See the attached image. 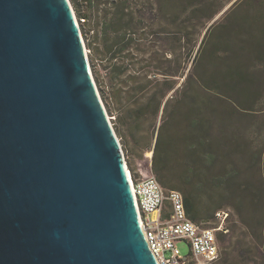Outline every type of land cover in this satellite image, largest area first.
I'll return each mask as SVG.
<instances>
[{
    "label": "water",
    "instance_id": "water-1",
    "mask_svg": "<svg viewBox=\"0 0 264 264\" xmlns=\"http://www.w3.org/2000/svg\"><path fill=\"white\" fill-rule=\"evenodd\" d=\"M70 0H0V264H157Z\"/></svg>",
    "mask_w": 264,
    "mask_h": 264
},
{
    "label": "rangeland",
    "instance_id": "rangeland-1",
    "mask_svg": "<svg viewBox=\"0 0 264 264\" xmlns=\"http://www.w3.org/2000/svg\"><path fill=\"white\" fill-rule=\"evenodd\" d=\"M174 3L180 15L177 22H185L182 28L187 26L185 8L204 4L203 27L177 32L178 27L173 26L171 33H166L163 29L167 22H158L143 55L146 66L134 65L137 60H133L134 66H127L125 75L119 76L117 80L124 82L129 74L142 72L147 80L162 81V74L169 67L165 59L173 61L170 67L179 76L174 81L176 91L167 95L157 114L149 107L147 116L140 120L125 117L122 96L119 102L108 100L109 107L105 104L100 91L109 82V64L99 55L93 67L88 28L83 29V20L76 17L101 101L135 180L153 175L159 182L153 172L155 155L168 163V187L160 185L166 191L191 197L203 218L201 222L210 220L217 210L229 213L228 233L219 235L220 255L213 264H264V231L260 222L264 200L258 206L251 203L254 195L261 198L260 191L215 186L219 177L235 185L257 184L261 178L258 162L264 142V0ZM235 68H241L244 74L240 84L224 77ZM187 75L193 79L186 85L183 81ZM197 81L214 92L197 90ZM217 91L230 95L246 112L230 114V107L211 95ZM131 102L136 108L138 97L131 98ZM192 120L205 126L202 130L191 126ZM197 142L202 143V148ZM177 247L182 256L189 255L186 242Z\"/></svg>",
    "mask_w": 264,
    "mask_h": 264
},
{
    "label": "trees",
    "instance_id": "trees-1",
    "mask_svg": "<svg viewBox=\"0 0 264 264\" xmlns=\"http://www.w3.org/2000/svg\"><path fill=\"white\" fill-rule=\"evenodd\" d=\"M175 0H70L74 9L75 15L79 20H83L84 27L88 28L90 34V42L88 47L91 48V63L95 67V62L99 55H103L106 59L108 66V84L101 88V96L105 104L109 107L108 100L113 103L119 102L122 96L125 100L123 110L126 118L133 117L140 120L147 116V109L153 107L154 113L157 114L161 103L167 97L169 93L176 89V83L174 82L179 77L175 71L172 70V59H165V64L169 67L166 68L163 75V80H147L146 74L142 72H134L126 77L124 82L117 80L119 76L125 75L128 71L127 66L133 65V60H137L134 65H144L147 60L143 57L147 52L148 37H151L153 30L158 22L166 21L167 27L163 29L166 33H171L173 26L178 27V31L181 29L186 30L188 27H195L201 25L205 18L201 16L202 11L206 8L204 4H190L185 8L187 14L186 23L187 26L182 28L185 22L180 21V15L177 13L178 6L174 3ZM195 2L196 0H190ZM252 1V0H241ZM169 35V34H168ZM139 58V59H138ZM133 65V66H134ZM230 81L237 82L242 81L244 74L241 68H235L229 71L224 76ZM193 79L191 75H187L183 82L186 85L189 84V80ZM189 82V83H188ZM197 90H203L209 93V86H206L200 81L196 82ZM176 91V90H175ZM214 92V91H213ZM217 91L212 96L216 97L224 105L229 106L230 114H241L246 112V109L236 100L232 99L230 95ZM210 95V94H209ZM138 97L139 104L136 108H132L131 98ZM191 126H197L201 130L205 126L204 123H197L194 120L190 121ZM264 127V124H263ZM199 135V134H198ZM197 144L202 143L197 142ZM259 170L261 172V178L257 184L245 183V184H232L230 181H223L222 177L216 179V187H222L223 189L233 190H259V195H254L251 198V203L258 206L261 199L264 200V142L262 151L259 153ZM168 163L166 161H159L158 158L153 156V172L164 188L168 187V182L165 179ZM222 185V186H221ZM172 189V188H171ZM175 191V190H170ZM183 197V196H182ZM240 199V198H239ZM184 209L188 219L196 224L212 222L214 212L211 219L201 222L198 211L196 210L194 200L185 195L183 197ZM262 218L261 228L264 231V203L262 204ZM236 216L239 222H242V216L237 207H235ZM230 219V215L228 221ZM228 229V228H227ZM227 234V233H226ZM225 235V234H220ZM218 241L221 239L218 237Z\"/></svg>",
    "mask_w": 264,
    "mask_h": 264
},
{
    "label": "built area",
    "instance_id": "built-area-1",
    "mask_svg": "<svg viewBox=\"0 0 264 264\" xmlns=\"http://www.w3.org/2000/svg\"><path fill=\"white\" fill-rule=\"evenodd\" d=\"M129 185L145 241L157 264H213L219 259L220 234L228 233L229 213L219 210L212 222L196 224L188 219L183 197L178 191H166L151 175ZM189 246L182 256L180 242Z\"/></svg>",
    "mask_w": 264,
    "mask_h": 264
},
{
    "label": "bare ground",
    "instance_id": "bare-ground-1",
    "mask_svg": "<svg viewBox=\"0 0 264 264\" xmlns=\"http://www.w3.org/2000/svg\"><path fill=\"white\" fill-rule=\"evenodd\" d=\"M86 52H87V51H86ZM107 118H108V120L110 121L108 115H107ZM110 123H111V122H110ZM125 170H126V174H127V178H128V182H129V174H130V172H129L127 166H125ZM130 176H131V174H130ZM129 183H130V182H129Z\"/></svg>",
    "mask_w": 264,
    "mask_h": 264
}]
</instances>
